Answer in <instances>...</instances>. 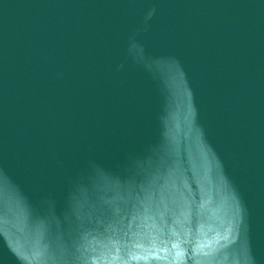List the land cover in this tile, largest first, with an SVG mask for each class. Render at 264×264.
<instances>
[{"label":"water","instance_id":"water-1","mask_svg":"<svg viewBox=\"0 0 264 264\" xmlns=\"http://www.w3.org/2000/svg\"><path fill=\"white\" fill-rule=\"evenodd\" d=\"M0 264H264V0H0Z\"/></svg>","mask_w":264,"mask_h":264}]
</instances>
